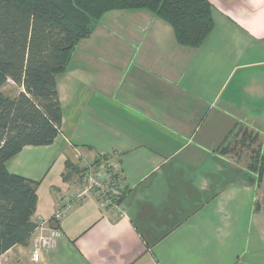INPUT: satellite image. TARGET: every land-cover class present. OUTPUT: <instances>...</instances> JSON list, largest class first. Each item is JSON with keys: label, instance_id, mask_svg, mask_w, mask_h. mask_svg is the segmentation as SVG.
<instances>
[{"label": "crops", "instance_id": "0c3cea01", "mask_svg": "<svg viewBox=\"0 0 264 264\" xmlns=\"http://www.w3.org/2000/svg\"><path fill=\"white\" fill-rule=\"evenodd\" d=\"M208 1L214 26L196 49L144 10L107 12L78 42L56 79L59 134L6 163L39 182L32 220L59 235L33 260L36 229L0 264H264V174L248 181L239 161L264 150V0ZM104 155L126 186L120 214L63 178L67 162Z\"/></svg>", "mask_w": 264, "mask_h": 264}, {"label": "trees", "instance_id": "16d2710c", "mask_svg": "<svg viewBox=\"0 0 264 264\" xmlns=\"http://www.w3.org/2000/svg\"><path fill=\"white\" fill-rule=\"evenodd\" d=\"M114 10L151 13L171 27L178 45L191 49L214 26L208 0H0V87L7 80L23 87L13 97L0 91V255L15 244L27 245L37 227L32 217L39 182L11 173L6 163L24 146L53 143L62 120L57 76L66 70L78 42ZM102 159L107 156L90 165L98 166ZM86 168L67 162L63 178L81 177ZM248 169L245 179L262 182L264 155ZM125 192L126 186L119 203Z\"/></svg>", "mask_w": 264, "mask_h": 264}, {"label": "built area", "instance_id": "2783aa9c", "mask_svg": "<svg viewBox=\"0 0 264 264\" xmlns=\"http://www.w3.org/2000/svg\"><path fill=\"white\" fill-rule=\"evenodd\" d=\"M91 163V162H90ZM90 163H86L87 168L82 172V185L83 189L79 192L78 196H82L88 193H91L95 190H100L108 183L111 185L113 182V172L116 173L117 165L114 161L111 159H102L100 164L98 166H92ZM125 187V183L123 179L119 181V185L117 188H114L110 186V191L112 193V198L119 199L122 190ZM106 204L111 203V200L109 198H105L104 201ZM120 206H116V211L114 213L120 214L122 212L121 203H119ZM104 208L106 206L103 205ZM65 214V209H57L52 216V221L54 223H57L61 217ZM45 221H39L37 223V227L33 231L32 234L38 229V231L31 236L32 240V246H33V260H37L38 253H40L41 250L49 248L54 243L55 239L59 235V229L55 225L44 227Z\"/></svg>", "mask_w": 264, "mask_h": 264}, {"label": "rangeland", "instance_id": "374dc122", "mask_svg": "<svg viewBox=\"0 0 264 264\" xmlns=\"http://www.w3.org/2000/svg\"><path fill=\"white\" fill-rule=\"evenodd\" d=\"M102 25H103V21H102V23H101ZM239 138H241V134L239 135V137H238V139ZM244 140L245 141H248L250 144H252V146H256V144H254L255 142H256V139H255V141H253L252 142V140H251V138H250V136H245L244 137ZM260 141H258L257 143H259ZM255 148V147H254ZM254 152L253 153H246L245 154V156L244 155H242V156H239L240 157V167L241 168H246V165L247 164H250V163H253L254 162V160L255 159H258L259 158V155H264V150L263 149H261V150H253ZM234 153V152H233ZM228 155H230V154H228ZM231 157H237L236 156V154L234 153L233 155L231 154L230 155ZM249 157H254L253 158V160L250 162V159H249ZM242 162H244L245 164H242ZM84 165H86V163L84 164ZM83 165V166H84ZM113 182H112V184L110 185L109 183L107 184V185H105L103 188H101L100 190H95V191H92V193H94L97 197H98V200L100 201V203L102 204L103 203V205L104 206H106V208L108 209V210H110V211H116V206H120V204H119V200L117 199V198H112V193H111V191H110V186H111V188L112 187H114V188H117L118 187V185H119V181L122 179L121 177H120V173L118 172V171H116V173L115 172H113ZM79 177H80V175H79ZM80 178H82V175H81V177ZM80 183H82V180H80ZM263 188H264V186H263ZM123 191V190H122ZM105 198H109L110 200H111V203H108V204H106L104 201H105Z\"/></svg>", "mask_w": 264, "mask_h": 264}]
</instances>
